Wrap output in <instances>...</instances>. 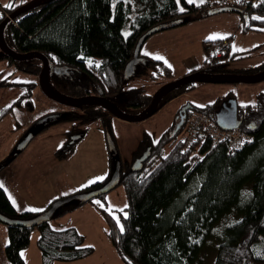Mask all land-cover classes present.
Listing matches in <instances>:
<instances>
[{"label":"trees","instance_id":"16d2710c","mask_svg":"<svg viewBox=\"0 0 264 264\" xmlns=\"http://www.w3.org/2000/svg\"><path fill=\"white\" fill-rule=\"evenodd\" d=\"M135 1L138 8L131 18L134 8L123 0H51L13 19L4 30V42L17 53L43 54L51 65L47 82L53 91L67 98L103 97L132 116L147 107L152 94L142 88L125 89L129 78H125L124 69L133 57L138 39L148 29L155 26L170 29L220 11L236 12L242 19L247 17L249 23L264 26V1L245 0L243 5L234 3L213 12L208 11L212 0L198 5L186 0ZM23 4L6 8L0 3V7L11 14ZM130 18L131 31L124 37L122 28ZM230 39L204 41L205 59L195 71L231 73L222 66L237 54L230 53ZM138 57L132 77L146 74L157 79L172 75L171 67L163 61L145 56L141 50ZM0 59H7L10 66L26 75L38 76L41 70L42 63L37 58L15 61L0 55ZM262 70L264 66L255 72ZM36 83L33 79L0 81V88L16 90L19 94L9 106L0 108V121L15 108L32 109ZM193 85H182L163 95L156 112ZM188 104L193 110L187 109L177 130L178 118L156 141H150L147 136L139 141L130 162L122 164L118 159V184L123 186L126 197L124 208L109 212L104 201L106 194L99 196L102 202L98 197L87 202L100 210L106 221L107 236L126 264H201L199 256L213 227L230 214L235 215L234 219L225 224L224 228L228 227L212 264H264V93L253 104L237 103L241 117L238 129L250 133L253 140L232 153L228 151L227 140L213 142L205 135H198L185 148L186 133L183 137L179 133L185 132L190 117L202 112L215 121L216 107V103L203 107ZM75 119L83 123L99 120L108 128L110 120L115 118L98 105L83 104L44 115L33 122L30 131L35 136L55 124ZM73 129L79 130L80 138L83 137L85 130ZM76 143L66 142L56 155L67 158ZM17 151L14 149L12 156L1 161L0 168L7 166ZM144 152L147 158L141 169L133 171L132 163ZM114 169L112 161L111 173ZM109 177L77 193L96 189ZM193 181L194 189L188 193ZM81 203L84 202L74 199L60 205L51 219ZM0 213L12 219L28 220L40 212H18L0 187ZM6 226L8 242L4 251L9 264H25L20 252L28 246L35 228L42 264L79 260L93 252L92 247H84V237L74 227L54 229L49 221L35 227Z\"/></svg>","mask_w":264,"mask_h":264},{"label":"rangeland","instance_id":"374dc122","mask_svg":"<svg viewBox=\"0 0 264 264\" xmlns=\"http://www.w3.org/2000/svg\"><path fill=\"white\" fill-rule=\"evenodd\" d=\"M28 1L31 0H0V3L17 5ZM123 1L131 4L132 9L134 8V12L130 14L131 18H134L138 8L136 1ZM200 3H202L201 0H194V4ZM210 3L212 7H208L209 12L224 9L218 0H216L217 4H213L212 1ZM220 12L194 20L196 22L191 24L188 22L183 27L173 30L175 32L163 30L152 34L146 40L142 52H154L155 49L163 51L169 58L167 65L171 67L172 75L153 79L146 74H138L129 78L124 88H142L146 93L153 94L162 85L181 77L183 67L194 61L199 62L201 57L203 58L202 46L198 43L202 38H209V40L231 38L230 53L237 54L232 60L223 62L222 66L231 70L232 74L257 73L255 71L264 66V26H259L256 22L249 23L247 17L242 19L236 12ZM131 18L122 28L124 37L130 34ZM249 26L251 29H248ZM38 78L39 75H26L16 71L6 60L0 59V81L2 79L14 81L33 79L37 82L32 93V109L23 111L15 108L0 121V162L12 156L13 150L27 139L28 133L32 131L29 128L34 121L52 112L76 108L62 105L44 95L38 85ZM263 93L264 80L256 83H195L182 95L163 105L151 117L140 122L113 119L110 120L108 128L99 120L83 123L75 119L55 124L33 136L24 149L13 155V160L7 166L0 168V182L3 183V188L11 201H15V204H12L18 212L30 211L29 209L43 211L55 200L77 193L94 184L91 183L93 180H96L95 183L106 180L111 173L112 161L115 166L118 159L122 161V164L130 162L139 141L146 136L150 141H156L175 124L179 110L186 104L203 107L216 103L219 107L235 99L238 104L246 105L255 103L257 96ZM18 95L16 90L10 92L8 88H0V108L9 106L11 100ZM74 127L85 130L83 137L76 141L70 156L60 159L56 154L68 141ZM184 134L185 132L181 130L179 137H183ZM98 177L103 179L97 180ZM193 185L194 181L188 187V193L194 189ZM100 199L98 197V200ZM104 201L109 212L113 213L114 210L124 208L126 197L123 186L116 185L106 194ZM234 216L230 214L223 217L213 227L206 246L199 256L201 264L213 263L218 245L228 227L224 228L225 224L232 222ZM49 223L54 229L74 227L84 237V245L93 248V252L85 258L69 262L56 261L53 264H126L107 236L106 221L100 210L92 203H81L59 218L50 219ZM37 237L38 230L35 228L31 232L28 246L20 252L25 264H42ZM7 242V226L0 222V264H9L4 251Z\"/></svg>","mask_w":264,"mask_h":264},{"label":"water","instance_id":"95a60500","mask_svg":"<svg viewBox=\"0 0 264 264\" xmlns=\"http://www.w3.org/2000/svg\"><path fill=\"white\" fill-rule=\"evenodd\" d=\"M51 0H31L23 5L19 6L17 9H15L11 14L10 18H5L0 22V51L5 57H11L15 61H23L28 60L31 58H37L40 59L42 62L41 71L39 73L38 78V85L40 86L42 92L44 95H46L48 98L69 107H79L83 104H87L88 102H92L95 105H98L99 107L105 109L107 112H109L111 115H113L115 118L128 121V122H140L143 121L149 117H151L153 114H155L157 110V104L161 97L168 92L175 90L176 88L186 85V84H195V83H256L264 80V70L257 72L252 75H237L232 73H210V72H200V71H194L188 74H185L179 78H176L172 81H169L168 83L162 85L159 89H157L151 96V100L147 107L142 110L137 115H127L120 110L108 99L99 97V96H84L79 98H67L62 95L55 94L54 92L50 91V87L47 82V74L51 68L50 62L48 59L39 52H30V53H17L13 50H11L4 42V30L6 26L10 23V20L15 19L19 15L41 5ZM161 27L155 26L150 29H148L141 37L138 39L133 57L132 59L126 64L124 69V76L125 78H131L134 74V66L139 62L138 54L142 48L143 43L154 33L161 31ZM49 87V88H48ZM57 93V92H56ZM191 105L186 104L184 107L180 109L178 112L179 121L176 123V130L180 127L183 115L182 111H185L186 109H190ZM216 108L214 110V118L216 124L223 130H233L240 126L241 120L237 118V102L235 99H233L231 102H227L225 104L220 105L219 107L216 105ZM78 135L77 138L71 139L70 143L77 141L81 137ZM34 136L33 133H31L29 136H27V139L21 143V145L17 148L18 151L24 149L31 138ZM147 158V152H144L140 157L134 160V162L131 165V169L133 171H139L142 167L143 162ZM120 175V165L117 161V165L115 166L114 171L111 173L109 179L104 183L102 186L92 189L88 192L84 193H77L68 197H64L58 200H55L52 202L44 211L37 214L35 217L31 219H12L9 218L3 214L0 213V222L4 223L5 225H18V226H29V227H35L41 223L48 222L54 213V211L62 204L67 203L71 200H79L81 202L86 203L87 201L99 197L100 195L107 194L109 191L114 189L116 185H118Z\"/></svg>","mask_w":264,"mask_h":264},{"label":"built area","instance_id":"2783aa9c","mask_svg":"<svg viewBox=\"0 0 264 264\" xmlns=\"http://www.w3.org/2000/svg\"><path fill=\"white\" fill-rule=\"evenodd\" d=\"M220 6L226 7L234 3L243 5L245 0H218ZM261 3L264 0H254ZM246 2V1H245ZM213 4H217L216 0H212ZM211 4V3H210ZM212 7V4L209 5ZM5 18H10V13L3 10L0 7V20ZM13 20H10L12 22ZM185 148L190 147L193 142H195L198 135H205L213 142H219L222 140L228 141V151L230 153L240 149L245 144L250 143L253 140V136L243 130L238 128L233 130H223L221 129L215 121L209 118L207 114L202 112H197L193 114L185 126Z\"/></svg>","mask_w":264,"mask_h":264},{"label":"crops","instance_id":"0c3cea01","mask_svg":"<svg viewBox=\"0 0 264 264\" xmlns=\"http://www.w3.org/2000/svg\"><path fill=\"white\" fill-rule=\"evenodd\" d=\"M221 12H227V11H221ZM220 12V13H221ZM217 14V13H216ZM210 16V15H209ZM206 17H208V16H206ZM206 17H203V18H206ZM197 20H199V19H197ZM196 20V21H197ZM196 21H191L190 22V24L191 23H194V22H196ZM188 24V23H187ZM181 27H183V25H181V26H177V27H173V28H170V29H166V30H168L169 32H175V31H173V30H177L178 28H181ZM161 31H163V30H161ZM217 39H221V38H217ZM216 38H214L213 40H217ZM212 39H210L209 40V38H202V39H200L199 41H198V43H201V46H202V52H203V58L201 57V59L199 60V62H197V61H194V63H190V64H188V66H186V67H183V69H182V76L183 75H185L186 73H188V72H191V71H195V70H197V69H199L200 67H201V65H202V63L204 62V59H205V52H204V41H211ZM146 42V41H145ZM145 42L143 43V45H142V48H141V53L143 54V55H145V56H148V57H150V58H153V59H155V60H161V61H163L164 63H166V64H169V58L166 56V54L165 53H163V51H158V49H155L154 50V52H151V51H146V52H142V49H143V46H144V44H145ZM165 54V55H164ZM157 57H162V59H157ZM112 117H114L113 115H112ZM115 118V117H114ZM115 119H117V118H115ZM3 188V187H2ZM4 189V188H3ZM5 190V189H4ZM6 192V191H5ZM6 194H7V196H8V198L10 199V197H9V195H8V193L6 192ZM10 201H11V199H10ZM11 203H13L12 201H11ZM87 203V202H86ZM13 206H14V204H13ZM59 218V217H58ZM70 227V226H69Z\"/></svg>","mask_w":264,"mask_h":264},{"label":"snow or ice","instance_id":"6c2138e0","mask_svg":"<svg viewBox=\"0 0 264 264\" xmlns=\"http://www.w3.org/2000/svg\"><path fill=\"white\" fill-rule=\"evenodd\" d=\"M178 2H179V0H178ZM187 2L188 3H194V0H187ZM201 2H203V0H201ZM13 6H14L13 4L4 5V7H6V8H12ZM180 10L183 11L184 9L181 8ZM254 19H261V17H254ZM157 59H162V57H157ZM96 179L97 180H102L103 177H98ZM95 182H96V180L91 181V183H95ZM0 187H3V183L2 182H0ZM13 203L15 204V201H13ZM96 203L100 204V201H96ZM29 210L30 211H42L41 209H29ZM121 211H123V210H121ZM125 218H127V214L126 213H125ZM120 230L121 231L124 230L123 225H121V229ZM84 247H90V246L85 245Z\"/></svg>","mask_w":264,"mask_h":264},{"label":"flooded vegetation","instance_id":"af4514ba","mask_svg":"<svg viewBox=\"0 0 264 264\" xmlns=\"http://www.w3.org/2000/svg\"><path fill=\"white\" fill-rule=\"evenodd\" d=\"M1 55H3V54H1ZM4 60H6L7 61V63H8V60L7 59H4ZM187 111V109L185 110V111H182L181 113H182V115H184V113ZM52 113H54V112H52ZM51 114V113H50ZM177 118H178V121H179V116L177 115ZM237 118L238 119H240L241 117H240V113H239V111H238V108H237ZM33 124V123H32ZM31 124V125H32ZM31 127V126H30ZM30 129V128H29ZM28 129V130H29ZM74 131H76V130H72L71 131V133H70V139H75V138H77L78 137V135H80V131H77V132H74ZM31 134V133H30ZM29 133H28V135H30ZM68 140H69V138H68ZM79 140V139H78ZM66 142H70V140L69 141H66ZM65 142V143H66ZM19 143V142H18Z\"/></svg>","mask_w":264,"mask_h":264}]
</instances>
